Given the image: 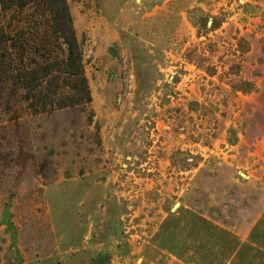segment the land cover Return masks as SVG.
<instances>
[{
  "label": "rangeland",
  "instance_id": "rangeland-1",
  "mask_svg": "<svg viewBox=\"0 0 264 264\" xmlns=\"http://www.w3.org/2000/svg\"><path fill=\"white\" fill-rule=\"evenodd\" d=\"M64 1L0 0V264H264V0Z\"/></svg>",
  "mask_w": 264,
  "mask_h": 264
},
{
  "label": "trees",
  "instance_id": "trees-1",
  "mask_svg": "<svg viewBox=\"0 0 264 264\" xmlns=\"http://www.w3.org/2000/svg\"><path fill=\"white\" fill-rule=\"evenodd\" d=\"M48 12L50 14V17L54 20V23H52L53 28V35L57 40H61L62 42L59 43L57 41L56 46L60 47V44H65L68 46V50L70 52V57L74 56L76 53V44L74 39L73 30L71 28V22L67 14V8L65 5L64 0H50L48 5ZM46 46H50V42L45 43ZM50 58H45V63L49 64Z\"/></svg>",
  "mask_w": 264,
  "mask_h": 264
}]
</instances>
